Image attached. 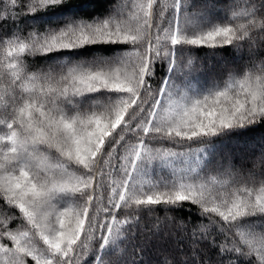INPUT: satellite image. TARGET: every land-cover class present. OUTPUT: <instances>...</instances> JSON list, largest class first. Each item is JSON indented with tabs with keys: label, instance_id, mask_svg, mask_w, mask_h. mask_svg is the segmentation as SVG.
I'll use <instances>...</instances> for the list:
<instances>
[{
	"label": "snow or ice",
	"instance_id": "snow-or-ice-1",
	"mask_svg": "<svg viewBox=\"0 0 264 264\" xmlns=\"http://www.w3.org/2000/svg\"><path fill=\"white\" fill-rule=\"evenodd\" d=\"M100 2L96 15L40 23L37 14L76 2L5 0L0 11V264H121L125 240L141 256L158 250L155 264H213L209 250L215 264H264V186L233 189L221 179L229 168H210L215 138L264 129V60L205 86L229 71L230 49L264 57V0L219 22L224 0ZM23 15L33 18L27 34ZM205 48L212 64L193 54ZM26 55L45 66L29 74ZM206 169L217 175L202 179ZM186 205L197 211L170 215Z\"/></svg>",
	"mask_w": 264,
	"mask_h": 264
},
{
	"label": "trees",
	"instance_id": "trees-1",
	"mask_svg": "<svg viewBox=\"0 0 264 264\" xmlns=\"http://www.w3.org/2000/svg\"><path fill=\"white\" fill-rule=\"evenodd\" d=\"M4 2L5 0H0V11H3ZM73 2H76V3L66 6L65 11H55L54 10L48 13L37 14V18L35 22L37 23L42 22L41 18H43V21L55 20L59 18L60 16L67 14L68 11H70L71 13H75L78 16L96 15L98 13L103 12L106 7V5L101 3L100 0H73ZM168 2H170V0H160L161 4L168 3ZM26 3H27V0H25V5ZM244 4H245V0H224V2L222 4H218L216 9L214 10L215 13H218V17L216 16L213 17L214 22H219V20L222 19L226 14L229 17H232L233 12H242L244 10ZM196 10L197 9H192V11H196ZM227 12H230V14ZM32 20L33 18L30 17L29 15L22 16V22L20 26L24 29V34H27V32L31 30L28 25H29V22ZM241 22L243 21L240 19H237L234 21V23H241ZM44 27L46 28L47 25L45 24ZM11 29H12V25H8V30H11ZM261 50H264V45L261 46ZM80 51L82 53L91 52V50H85V49H81ZM105 54L106 55L110 54V50L106 48ZM193 54L199 55L201 60H203L205 56L207 55L208 64H212L214 62L213 58L210 55V50L207 48L200 50L198 53L195 51V49H193ZM228 58L230 61H232L228 65L229 71L224 72L222 75L208 77L207 84L205 85L206 87L211 86L212 84H218L222 86L223 83L228 80L229 72H231V74L234 76L242 77L252 67L253 63L258 68L260 66L261 60H264V57H260L250 62L249 57H248L247 46H245L239 52L236 50L230 49ZM2 59H3V55H0V60ZM216 59H219V56H217ZM24 63H25V66L29 74L32 71H35L37 67L45 66V60L43 58L32 57L30 55H26L24 57ZM7 80H8V77H5L3 73L0 72V96L4 95V90L7 87ZM203 82L204 81L202 79L201 83ZM28 86L31 87V84H29ZM17 92L19 93V89H17ZM4 103L5 102L3 100H0V113L4 111ZM5 131H7V129L4 128L3 126H0V135H2ZM261 135H264V129H261L254 133H250L248 136H244V137H239V138L233 137L231 139H228V138H215L214 139V143L218 146L219 150L216 153L214 163L213 165L210 166V168H215L216 162H220L223 164V166H225L226 164H228L227 158H229L230 160L229 164L231 165L230 167L231 175L223 176L221 177V179L228 181L232 185L233 189L236 187L247 186L248 188L259 190L261 186H264V160L260 164L258 170H256V168L254 167L255 164L253 160L254 156L257 154V150L258 151L260 150L259 152L262 151L261 153L264 157V142H262L260 139ZM255 138L259 139L262 142L261 146L260 144L256 143L253 145L252 147L253 149H251L252 154L251 155L245 154V151L248 147L246 143L252 142ZM233 141L239 142V143H245V145H240L236 147L229 146L231 142ZM135 142H136L135 137H132L131 139L128 140L129 145L134 144ZM233 151H236V153H234ZM121 152L123 153L124 150L121 149ZM243 154H245L243 160L237 159L238 158L237 155L242 157ZM0 156H2V153H0ZM171 172L172 170L170 168L163 169L164 175H171ZM206 175L207 177L211 178L212 176L217 175V173L211 170H207V169L205 170V172L200 173V176L202 179ZM111 179H118V177L113 176L112 178L105 179L106 191L103 192V195L105 197H107V195L111 193V187H108V185L111 183ZM145 179H154V177L149 176V177H146ZM106 202L107 201L105 199L104 203ZM185 209H186L185 211L171 213L170 215H175L178 218L179 217L187 218L191 216L192 213H195L197 211V208L195 206L191 208V212L187 211V205L185 206ZM126 211L127 210H123L118 218L123 219L124 215L126 214ZM94 214L96 213L94 212ZM4 215L5 214L3 212H0V220L3 219ZM153 215H159L163 217L164 213L158 212V213H153ZM99 216L101 219H103L104 218L103 212H100ZM11 227L13 231H16L19 228V224L18 223L12 224ZM257 232H259V228H257ZM40 243L42 244V242ZM137 243H138L137 240H125L123 244L119 245V247L116 250L115 257H121V256L123 257L121 264H124L125 261L127 262V264H133V261L148 260V259H151L153 261V264H155V261L157 259L163 258V254H161L158 250H153L152 252H146L143 256H141L140 249L139 248L133 249L132 247V245H135ZM174 243L175 242H173L172 245H169V247L174 246ZM180 246L183 247V245H180ZM124 249H127V251L125 252ZM207 255L211 258V260L213 261V264H215V262L219 259L216 253L211 250L208 251ZM89 259L93 260L94 258L89 257ZM106 259H109V257H106ZM77 264H80V262L78 261ZM225 264H229V261L225 260Z\"/></svg>",
	"mask_w": 264,
	"mask_h": 264
},
{
	"label": "rangeland",
	"instance_id": "rangeland-1",
	"mask_svg": "<svg viewBox=\"0 0 264 264\" xmlns=\"http://www.w3.org/2000/svg\"><path fill=\"white\" fill-rule=\"evenodd\" d=\"M121 2H126V0H121ZM227 13H229L230 14V12H227ZM220 14H222V13H220ZM237 57V56H236ZM254 141V142H253ZM252 142H250V143H246V145H248V147H247V149H246V151H245V154H248V155H251L252 154V152H251V149H253L252 147H253V145L254 144H256V143H258V144H260V146H261V141L259 140V139H257V138H255L254 140H253ZM252 144V145H251ZM240 145H245V143H239V142H231V144L229 145V146H233V147H236V146H240ZM234 150H235V148H234ZM260 151V150H259ZM258 150H257V154L254 156V158H253V160H254V164H255V168H256V170H258V168H259V166H260V164L263 162V160H264V157H263V155H262V151L261 152H259ZM234 153H236V151H233ZM245 154H243V156L242 157H240L239 155H237V159H244V155ZM247 156V155H246ZM248 157V156H247ZM229 162H230V160H229V158H227V163L228 164H226L224 167L225 168H229L230 169V172H231V165L229 164ZM5 259V257H2V256H0V261H3Z\"/></svg>",
	"mask_w": 264,
	"mask_h": 264
}]
</instances>
